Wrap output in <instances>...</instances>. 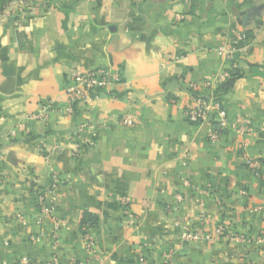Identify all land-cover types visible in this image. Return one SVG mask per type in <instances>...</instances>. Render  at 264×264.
I'll list each match as a JSON object with an SVG mask.
<instances>
[{"label": "crops", "instance_id": "0c3cea01", "mask_svg": "<svg viewBox=\"0 0 264 264\" xmlns=\"http://www.w3.org/2000/svg\"><path fill=\"white\" fill-rule=\"evenodd\" d=\"M40 3L0 16V264H264V0ZM233 30L244 40L229 59L219 50ZM232 67L244 76L222 97L229 127L215 110L191 123L202 83ZM74 69L121 81L70 114ZM54 176L63 182L41 216ZM201 203L210 230L243 239L184 244L176 223L200 225Z\"/></svg>", "mask_w": 264, "mask_h": 264}, {"label": "built area", "instance_id": "2783aa9c", "mask_svg": "<svg viewBox=\"0 0 264 264\" xmlns=\"http://www.w3.org/2000/svg\"><path fill=\"white\" fill-rule=\"evenodd\" d=\"M244 40V35L237 30H233L231 33V46L222 47L219 53L226 56L229 59H233L237 50L238 44ZM229 77L228 71H223L214 76L211 80L202 83L201 87L209 91L206 96H198L194 100V104L188 109L187 117L193 124H200L204 122L211 110H215L219 116V123L217 127L220 129H227L229 127V121L226 111L223 109L222 104L216 101L213 95L214 89L221 83H223ZM72 85L66 90L65 96L67 98L68 105L65 112L73 114L74 108L77 104H83L91 102V99H97L99 93L108 89L112 84L119 83L121 81L119 75L109 69H96L93 71L83 72L79 69H74L71 72ZM192 88L198 89L197 85H192ZM120 123L124 126H133L134 121L130 115L123 116L120 119ZM232 130L243 136L247 133L246 122L238 119L232 124ZM208 138L212 143H215L219 139L218 132L213 130L209 133ZM245 166L256 177L260 176V168L258 162L253 161L247 156H244ZM62 180L58 176L53 177V184L47 195H39L38 203L41 206V216H51L53 212V205L56 201L59 186L62 184ZM130 202L127 198H122L121 203L127 205ZM201 207V223L196 227L182 226L180 223H176L178 227L182 229L180 234V240L186 245H209L217 243L222 239L227 241H239L243 237L237 235L233 230L226 228L223 225H219L210 230V218L207 215L204 204H200ZM86 244L87 254L90 259H97L99 252L96 248L95 242L92 237L86 236L84 238ZM171 258H167L164 264H170ZM139 261L141 264H148L145 257L140 256Z\"/></svg>", "mask_w": 264, "mask_h": 264}, {"label": "trees", "instance_id": "16d2710c", "mask_svg": "<svg viewBox=\"0 0 264 264\" xmlns=\"http://www.w3.org/2000/svg\"><path fill=\"white\" fill-rule=\"evenodd\" d=\"M15 0H0V16L4 14L6 9L9 8V6L14 2ZM229 73V77L221 84H219L213 91V95L216 98V101L219 103H222V97L229 93L237 80L242 78L244 76L243 71L238 67H232L227 70ZM197 96L199 93L194 92ZM12 143V141H10ZM83 225H90L91 227H94L97 225V218L96 216L85 213L82 219Z\"/></svg>", "mask_w": 264, "mask_h": 264}, {"label": "rangeland", "instance_id": "374dc122", "mask_svg": "<svg viewBox=\"0 0 264 264\" xmlns=\"http://www.w3.org/2000/svg\"><path fill=\"white\" fill-rule=\"evenodd\" d=\"M43 1H46V0H15L9 6V8L6 9V11H9L10 10V11H13L14 13L15 12L18 13V12L22 11L24 8L32 7L33 5H36V4H41L40 2H43ZM51 1H53V0H51Z\"/></svg>", "mask_w": 264, "mask_h": 264}]
</instances>
